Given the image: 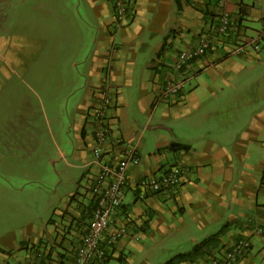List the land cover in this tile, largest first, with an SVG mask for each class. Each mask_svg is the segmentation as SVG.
Masks as SVG:
<instances>
[{"label": "crops", "instance_id": "0c3cea01", "mask_svg": "<svg viewBox=\"0 0 264 264\" xmlns=\"http://www.w3.org/2000/svg\"><path fill=\"white\" fill-rule=\"evenodd\" d=\"M62 1L66 3L61 14L67 28L66 44L78 46L77 58L68 63L74 67V86L68 82L65 91L83 98L77 105L81 123L75 128L70 157L79 161L72 167L85 182L79 186L73 179L80 191L56 211L60 223L50 218L46 222L49 229L40 237L31 242L29 238L12 239L7 243L10 249H0V253L14 256V264L26 260L36 264L34 252H42L45 264L71 263L94 206L89 192L97 172L91 153L92 114L99 91L106 88L111 93L105 114L111 135L104 159L135 150L140 161L127 166L131 181L157 177L179 165L186 167L187 173L168 192L125 186L122 203L102 241L118 227H124L126 235L109 248L102 246L104 259L89 264L123 260L125 252H131L143 237L154 231L167 232V218L176 214L178 218L173 219L181 224L185 217H195L193 228L184 222L187 231L195 232L193 245L228 224L220 236L223 252L239 237L250 244L234 264H255V254L251 253L255 237L261 239L257 256L264 259V106L255 105L253 99L255 83L264 79V58L260 57L264 44L257 51L248 48L243 55L229 57L216 45L205 57L175 71L172 65L177 54L189 47L197 34L211 28L219 13L216 0H129L127 22L117 31L113 29L110 0H74L81 7L76 14L68 7L73 6V0H61V5ZM225 9L230 28L221 45L228 48L233 38L246 37L242 21L249 18V7L244 0H228ZM187 76L189 81L176 98L166 102L157 97L165 79ZM194 84L204 88L212 100L210 105L201 108L198 88L191 90ZM171 143L187 149L164 150ZM127 194L130 198L126 199ZM257 228L262 234L255 233Z\"/></svg>", "mask_w": 264, "mask_h": 264}, {"label": "rangeland", "instance_id": "374dc122", "mask_svg": "<svg viewBox=\"0 0 264 264\" xmlns=\"http://www.w3.org/2000/svg\"><path fill=\"white\" fill-rule=\"evenodd\" d=\"M72 2L68 7L76 14L81 7ZM63 3L0 0V249H10L7 243L12 239L29 238L31 242L40 237L45 228L49 229L46 222L50 218L60 223L56 211L80 191L74 182L79 186L85 182L72 167L79 161L70 157L75 128L81 123L77 105L83 98L65 91L68 82L74 86V67L68 63L77 58L78 46L66 44L67 28L61 22ZM244 4L249 7V18L242 25L245 36L253 38L264 25V0H244ZM74 20L79 23L77 16ZM71 37L73 40V34ZM260 52L264 58V47ZM192 86L191 90H199L201 108L210 105L212 100L204 88ZM253 99L255 105L264 106L263 77L255 83ZM168 217L164 226L167 232L154 231L143 237L131 252H125L123 260L113 258L109 264H164L190 250L195 232L186 227L193 228L195 217H185L186 227L173 219L177 214ZM259 243L261 239L255 237V251L251 253L255 254V264H264L263 257L257 256ZM14 261L8 252L0 253V264Z\"/></svg>", "mask_w": 264, "mask_h": 264}, {"label": "built area", "instance_id": "2783aa9c", "mask_svg": "<svg viewBox=\"0 0 264 264\" xmlns=\"http://www.w3.org/2000/svg\"><path fill=\"white\" fill-rule=\"evenodd\" d=\"M110 1L114 18L113 29L117 31L127 22L129 0ZM227 1L216 0L219 13L215 16L211 28L197 34L192 44L177 54L172 65L175 71H181L193 61L205 57L216 45L222 49L224 56L229 57L243 55L248 48L257 51L259 46L264 44V30H261L253 38H233L234 40H231L233 44L228 48L221 45L224 38H228L230 28V15L225 9ZM188 81V76L165 79L157 97L166 102L173 100L185 88ZM110 95V91L106 88L100 90L93 109L94 144L91 153L97 166V172L89 187V192L92 195L94 206L86 231L80 239L70 264H89L93 260L104 259L105 250L102 246L109 248L126 235V229L118 227L102 241L113 222V216L122 203L125 186L132 185L137 189L152 193L168 192L177 187L187 173V168L179 165L167 169L157 177L131 181L127 178L126 170L129 164L137 165L140 161L135 150L104 159L106 144L111 135V126L106 121L105 115L110 105ZM255 233L262 234V229L257 228ZM248 249L249 242L239 238L221 257L211 259L210 264H234L238 257L247 253ZM34 256L37 260L36 264H45L42 252H34ZM21 264H33V262L26 260Z\"/></svg>", "mask_w": 264, "mask_h": 264}, {"label": "trees", "instance_id": "16d2710c", "mask_svg": "<svg viewBox=\"0 0 264 264\" xmlns=\"http://www.w3.org/2000/svg\"><path fill=\"white\" fill-rule=\"evenodd\" d=\"M186 149H187V146L178 144V143H171L167 147L164 148V150H167L170 152H177V151L186 150ZM228 227H229L228 224L224 225L216 233L210 235L206 239L193 245L192 248L188 252L178 253L174 255L173 257H171L164 264L194 263L197 260H204L206 262L208 261V264H210L211 259L219 258L224 253L223 250L225 246L221 244L220 236H222L226 232ZM241 239L246 240L245 238H241ZM249 249H250V244H249Z\"/></svg>", "mask_w": 264, "mask_h": 264}]
</instances>
